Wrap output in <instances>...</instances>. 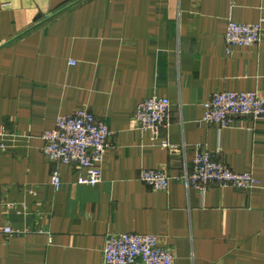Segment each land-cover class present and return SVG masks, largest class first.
<instances>
[{
	"label": "crops",
	"instance_id": "crops-1",
	"mask_svg": "<svg viewBox=\"0 0 264 264\" xmlns=\"http://www.w3.org/2000/svg\"><path fill=\"white\" fill-rule=\"evenodd\" d=\"M76 1L0 0V264H102L108 234L154 235L174 264H264V121L200 122L215 93L264 99V39L224 41L228 20L264 25V0H84L38 26ZM153 96L171 104L158 139L134 125ZM82 109L112 134L94 187L41 152L57 117ZM197 147L258 186L188 187ZM141 170L166 172L168 190Z\"/></svg>",
	"mask_w": 264,
	"mask_h": 264
},
{
	"label": "built area",
	"instance_id": "built-area-1",
	"mask_svg": "<svg viewBox=\"0 0 264 264\" xmlns=\"http://www.w3.org/2000/svg\"><path fill=\"white\" fill-rule=\"evenodd\" d=\"M264 39V25L227 21L224 35L228 47H248ZM171 104L167 98L153 96L142 101L135 110L134 125L158 139L160 132L169 126ZM253 122L264 121V99L255 92H220L213 94L203 104L201 123L218 128H228L235 119ZM108 126L96 120L87 109L76 110L70 115L58 116L55 127L42 134L41 152L47 161L74 165L83 172L77 183L94 187L101 182V164L111 138ZM162 148L170 149L167 139ZM5 151L6 146L0 144ZM139 180L153 191H167L171 178L160 170H141ZM184 183L200 194L216 184L235 190H251L258 181L251 173L237 174L229 170L206 150L196 148L190 172L183 176ZM54 190L61 186L58 172L51 174ZM3 234L13 236L18 232L2 228ZM102 264H174L173 254L149 234H108L102 249Z\"/></svg>",
	"mask_w": 264,
	"mask_h": 264
},
{
	"label": "water",
	"instance_id": "water-1",
	"mask_svg": "<svg viewBox=\"0 0 264 264\" xmlns=\"http://www.w3.org/2000/svg\"><path fill=\"white\" fill-rule=\"evenodd\" d=\"M84 0H78L76 2H74L73 4L67 6L66 8L60 10L59 12L55 13V14H51L49 15L43 22H41L38 26L46 23V22H49L51 20H53L54 18L58 17L59 15H61L62 13H64L65 11L69 10L70 8L74 7L75 5L79 4L80 2H82Z\"/></svg>",
	"mask_w": 264,
	"mask_h": 264
}]
</instances>
